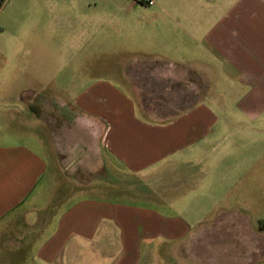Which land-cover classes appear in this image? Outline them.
Returning a JSON list of instances; mask_svg holds the SVG:
<instances>
[{
	"label": "crops",
	"instance_id": "1",
	"mask_svg": "<svg viewBox=\"0 0 264 264\" xmlns=\"http://www.w3.org/2000/svg\"><path fill=\"white\" fill-rule=\"evenodd\" d=\"M101 4L0 0L23 27L0 46V264H264V0L135 1L115 25ZM69 35L187 65L205 94L152 120L90 69L50 88Z\"/></svg>",
	"mask_w": 264,
	"mask_h": 264
},
{
	"label": "rangeland",
	"instance_id": "2",
	"mask_svg": "<svg viewBox=\"0 0 264 264\" xmlns=\"http://www.w3.org/2000/svg\"><path fill=\"white\" fill-rule=\"evenodd\" d=\"M101 11H104L106 15V21H110L112 25H115L121 21L133 20L137 21L140 17V12H136L134 9L135 1L138 2L139 7L140 0H101ZM138 9V8H136ZM140 9H142L140 7ZM15 23L0 28V46L7 44L9 37L14 32L18 34L23 31L21 24L14 26ZM77 25H73V27ZM74 29H70L72 34ZM72 35H69L65 44V51L71 56L65 60V76L60 75L56 78L51 66L48 69V79H53L54 83H49V87H55L57 81L64 82L65 84L71 83L72 87L74 75L67 72L68 69H88L91 72H96L97 78H112L123 88H128L129 93L133 95L140 108L146 113V115L152 120H167L170 119L175 113L181 112L187 106L196 103L205 94L207 87L206 79L197 73L195 70L184 64L170 63L164 59L156 56L149 55H127L125 48L120 46V40L113 35L111 41L101 45L99 42L95 47L93 45L88 47L87 50L77 51V44L72 40ZM11 48V47H10ZM9 48V49H10ZM103 50H102V49ZM15 52L23 53L27 49L24 45L18 41L12 49ZM39 50V48H38ZM84 53L85 57L80 59L81 53ZM16 60H9L6 66L12 67ZM34 72H40L42 69L40 61L33 57L32 60ZM112 69V70H111ZM71 70V71H72ZM43 71V69H42ZM85 71V70H83ZM46 74V71H43ZM121 73V74H120ZM93 76H91L92 78ZM227 89L222 87L223 94L227 96ZM52 92V91H50ZM243 90L241 89L238 96L241 95ZM56 94V93H55ZM68 99H70L72 92H66ZM34 108L38 113L41 112V105L38 100H35ZM49 110V109H48ZM232 108H225L224 113L230 112ZM47 114V112H46ZM85 176L84 173L80 174ZM134 191L132 187L124 189V191ZM125 191V193H126ZM111 195V194H110ZM97 196H105V193H98ZM115 196V195H113ZM118 198L127 199L132 198L130 196L116 195ZM133 200V199H132Z\"/></svg>",
	"mask_w": 264,
	"mask_h": 264
},
{
	"label": "built area",
	"instance_id": "3",
	"mask_svg": "<svg viewBox=\"0 0 264 264\" xmlns=\"http://www.w3.org/2000/svg\"><path fill=\"white\" fill-rule=\"evenodd\" d=\"M140 1H142L146 5H153L156 0H140Z\"/></svg>",
	"mask_w": 264,
	"mask_h": 264
}]
</instances>
